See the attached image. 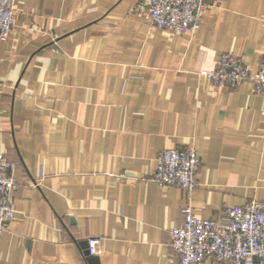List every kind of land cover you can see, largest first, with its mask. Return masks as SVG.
<instances>
[{
	"label": "crops",
	"instance_id": "crops-1",
	"mask_svg": "<svg viewBox=\"0 0 264 264\" xmlns=\"http://www.w3.org/2000/svg\"><path fill=\"white\" fill-rule=\"evenodd\" d=\"M206 1L198 31L175 34L145 23L143 0H15L0 152L18 186L0 264H178L169 230L184 204L214 216L264 200V96L200 72L224 51L264 56V0ZM189 145V193L148 179L159 150Z\"/></svg>",
	"mask_w": 264,
	"mask_h": 264
},
{
	"label": "built area",
	"instance_id": "built-area-1",
	"mask_svg": "<svg viewBox=\"0 0 264 264\" xmlns=\"http://www.w3.org/2000/svg\"><path fill=\"white\" fill-rule=\"evenodd\" d=\"M15 0H0V40L14 25ZM206 0H143L145 23L175 34H195L200 28ZM213 86L234 89L249 81L252 90L264 96V56L251 65L242 55L221 52L214 68L201 70ZM200 158L194 146L166 147L156 155L149 180L174 184L187 193L196 185ZM17 162L0 152V232L13 215V193L18 186ZM183 221L169 230L168 245L178 264H264V200L250 199L242 205H226L218 215L200 216L190 203L182 206ZM98 237L87 240L90 254L98 251Z\"/></svg>",
	"mask_w": 264,
	"mask_h": 264
}]
</instances>
